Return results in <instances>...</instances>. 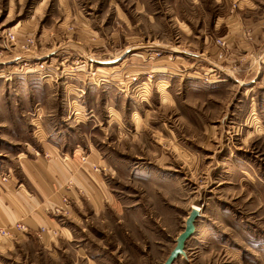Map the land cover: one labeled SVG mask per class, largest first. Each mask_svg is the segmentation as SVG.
I'll list each match as a JSON object with an SVG mask.
<instances>
[{
    "label": "rangeland",
    "instance_id": "rangeland-1",
    "mask_svg": "<svg viewBox=\"0 0 264 264\" xmlns=\"http://www.w3.org/2000/svg\"><path fill=\"white\" fill-rule=\"evenodd\" d=\"M35 1L13 3L4 21L7 0H0V166L27 160L23 153L40 148L41 136L60 131L61 144H90L102 153L101 166L91 169L102 174L103 189L72 203L70 214L55 207L62 229L0 235V264H162L192 205L203 215L173 264H264V0H67L105 33L79 27L60 9L63 0H44L47 16L64 28L50 22L26 36L11 18ZM42 33L56 40L46 48L59 44L80 56L34 58ZM237 33L252 36L246 51L233 45ZM141 42L152 45L138 68L114 83L110 71L95 77L89 96H75L78 104L70 106L69 74L92 71L83 53L108 59ZM133 62L127 57L121 70ZM158 72L167 81L156 87ZM28 74L34 77L20 78ZM259 189L261 209L253 199ZM232 211L250 222H234L231 230ZM258 211L261 245L231 254L243 248V237L252 240L246 234H254Z\"/></svg>",
    "mask_w": 264,
    "mask_h": 264
},
{
    "label": "crops",
    "instance_id": "crops-1",
    "mask_svg": "<svg viewBox=\"0 0 264 264\" xmlns=\"http://www.w3.org/2000/svg\"><path fill=\"white\" fill-rule=\"evenodd\" d=\"M43 1L44 0H36L31 9H28L27 12L18 11L17 15H14V17L12 16L13 18H11V25L14 28L18 27V30L26 36H29L30 33L33 32V30H35L36 28L47 27V29H49V25L46 24L50 22L51 26L53 27L50 28H52L53 30H56L55 26H57V30L64 28L63 23L56 24V17L54 19L47 16L48 13L46 12L45 4H43ZM63 1L65 3H63V5H60V9L65 14H71V19L72 17L75 18L80 24V26L78 25L79 27L85 28L86 30L90 31H93V29H95L94 31H97L99 33L104 32L102 31L100 26L93 24V21L91 20L92 18L88 13L77 12L78 10L74 9V5L71 6L67 0ZM13 3L19 5L20 3H22V0H7V5L3 9L4 21L10 19V14L12 11L11 5ZM114 7L115 15L120 17L119 19H121V13H123L121 5L118 4L117 1H115ZM144 10L146 11V8H144ZM261 15L264 16V6L263 8H261ZM262 23L264 24V19L263 21L261 20V75H264V25H262ZM52 34V32L49 33L50 36H52ZM241 35L242 36H239V34L237 33V36L232 39L234 42L233 45H235L236 50H238L239 52L244 51L246 49L244 45L248 43V40L250 41V39H252V36L250 34L244 36V34L241 33ZM42 36L43 33L38 38V46L40 50L34 53V58H47V56H49L51 60H57L59 55L61 56V53H77L78 55L80 54L79 50H67L70 48L64 46L60 47L62 45L59 44L58 48L55 49L46 48L45 45L49 42H53L54 40H50L49 37H43L41 39ZM57 38L58 37L55 36V39ZM77 39L76 41H80L81 38L79 35L77 36ZM236 40L240 41V43ZM66 41L68 42L70 40ZM104 41L105 39L103 40L102 44H104ZM114 41L116 42L115 39ZM78 44H80V42H78ZM133 45L136 46L125 48L124 50L115 53L112 58L108 59L95 58L89 53H83L84 58L86 57V60L89 62V67L92 68V71L86 73V70L84 69L82 72L78 71L77 73L69 74L71 76H69L67 79L71 80V82L73 81V83H70V91L73 93L71 96L72 100L69 103L70 106L74 107L73 103L78 104L75 96H81L83 99L89 96L91 88L93 86H97V84L94 82L95 77H97L98 79L100 76L108 75L110 71V73L113 74L112 79L114 83L116 82L115 79H121V75L123 74V72H129L131 68L132 72L134 68L133 66H136V68H138L137 59L144 60V54L148 53L147 48H149L152 44H143L141 42L139 44L136 43ZM138 45L142 48L138 47ZM43 47H45L47 50L42 53L41 49ZM8 51L11 52V50ZM87 51L89 52V50ZM41 54L44 55L41 56ZM130 56L132 57V60L135 59L136 63L133 62L129 69L121 70V63L123 62V60ZM13 60L15 59L13 58ZM5 62L10 61H6L4 59L1 63L4 64ZM31 75L32 74L22 75L20 76V78L26 77V79H31V77H34ZM13 77H15V75ZM81 77L83 78L81 79ZM156 78L158 79V81L156 82V87H158L159 83L163 84L167 81L166 75L161 74L160 72L156 74ZM42 82L43 80H41L40 83L42 84ZM100 83L102 85L106 83L107 85L109 83V80L107 78H103ZM64 91H66V89H64ZM92 108L93 107H83L82 110L84 109L88 111ZM49 134V136L47 134L39 138L40 148H28V152L23 153L28 157L27 160L21 159L18 162V165L16 164L13 166H8L6 170L0 166V168L3 169L0 170V177L1 175L6 176V181L0 182V228L10 227L15 222H22L27 227L28 231L26 233L32 232L33 230H36L37 228L39 229L41 227H49L54 231L58 230L59 228L62 229V227H59L58 224L60 216L56 215L53 212L55 207L64 209L66 210V212H68L67 214H70L73 212L72 203L77 204L76 201L80 197H84L86 199L90 195L92 197H96L97 190L103 189L101 178L102 174L94 172L91 169L92 166H101L100 157L102 156V153L99 151V149L90 144L86 146L88 147L87 149H85V147H82L81 144H75L71 147L70 145H63L61 143L65 142H62L64 140H60L64 139L60 131H51L49 132ZM81 138L84 139L83 137ZM53 140L58 141L59 146L53 145ZM35 150H39V155L35 153ZM44 154H47L48 157H44ZM83 156L85 157L84 161L81 160ZM15 169L19 174L14 173ZM63 198H67V205L65 204V202H63ZM254 198L256 200L255 202L257 203V209H261V189L258 190L257 195L253 197V199ZM201 215L203 214L200 213L199 216L201 217ZM245 216H237L232 211L231 219L233 220L229 224L231 226V230L233 228L235 231L234 222L239 221L241 223H249L250 220ZM256 217L258 219V223H256V225L254 226L256 228L255 231H253L254 234L250 235L249 232L246 234V237H251L255 243L252 240H248L243 237L242 241L239 242L241 243L243 248H237L235 249V251L233 250V248L231 250V254H234L241 250H245V245H261V218L259 211ZM247 220L249 222H247ZM251 222H255V220H251ZM242 225L244 224H240V226ZM197 229L198 226L195 221V231H197ZM246 230L250 231L249 229ZM50 231L48 230L47 233H49ZM242 233H245L244 229H242ZM12 234L14 236H19L23 233L12 230L11 235ZM11 235L10 238H13L14 236ZM235 243H233V245H236ZM232 258L234 259V257ZM237 262L240 263L239 260H237Z\"/></svg>",
    "mask_w": 264,
    "mask_h": 264
},
{
    "label": "water",
    "instance_id": "water-1",
    "mask_svg": "<svg viewBox=\"0 0 264 264\" xmlns=\"http://www.w3.org/2000/svg\"><path fill=\"white\" fill-rule=\"evenodd\" d=\"M197 209H191L188 213L183 230L178 234L175 240V245L169 252L168 256L162 264H173V262L180 256H185V242L195 231V221L199 216Z\"/></svg>",
    "mask_w": 264,
    "mask_h": 264
},
{
    "label": "built area",
    "instance_id": "built-area-1",
    "mask_svg": "<svg viewBox=\"0 0 264 264\" xmlns=\"http://www.w3.org/2000/svg\"><path fill=\"white\" fill-rule=\"evenodd\" d=\"M6 38L9 39V40H15V35L11 32V31H8L6 32ZM25 43L26 44H30L32 43V40L31 38L29 37H25ZM219 43H223V42H220V40H218ZM43 64H41L40 67H43L42 66ZM38 155V153H36ZM44 157H48L47 154H44ZM82 161L85 160V157H82L81 158ZM93 169L94 170H98L97 167L93 166ZM1 181H5L6 180V176H1L0 177ZM66 199L63 198V201H65ZM56 213L58 212V210H55ZM12 230L14 231H17V232H22V233H25V230H27V227L22 223V222H15L12 226L10 227H5V228H0V235L2 236H8L10 235V233H12ZM41 230H44V228H41Z\"/></svg>",
    "mask_w": 264,
    "mask_h": 264
},
{
    "label": "bare ground",
    "instance_id": "bare-ground-1",
    "mask_svg": "<svg viewBox=\"0 0 264 264\" xmlns=\"http://www.w3.org/2000/svg\"><path fill=\"white\" fill-rule=\"evenodd\" d=\"M191 209H197L198 211H200V207L198 205H192Z\"/></svg>",
    "mask_w": 264,
    "mask_h": 264
}]
</instances>
